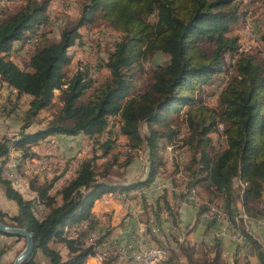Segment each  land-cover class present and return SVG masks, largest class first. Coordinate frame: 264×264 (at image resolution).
I'll return each instance as SVG.
<instances>
[{"label": "trees", "instance_id": "obj_1", "mask_svg": "<svg viewBox=\"0 0 264 264\" xmlns=\"http://www.w3.org/2000/svg\"><path fill=\"white\" fill-rule=\"evenodd\" d=\"M50 1L22 0L5 18L0 9V79L15 91L17 99L21 95L30 97L17 137L0 141V158L11 148L19 151L21 162L37 158L31 147L51 135L107 137L98 140L97 149L80 160L59 188L55 183L72 160L51 178L31 175L29 187L35 192L34 200L25 199L9 179L2 177V157L0 183L6 197L16 203L17 213L9 216L0 210V221L26 229L34 240L32 253L21 264H37V250L49 264H84L95 254L94 247L86 244L88 234L98 226L91 212L95 200L107 193L148 186L166 166V149L175 150L174 144L179 141L191 152V176L184 178L185 189L203 188L209 193L203 199L220 205L229 217L236 214L239 200L248 216L260 219L264 215V62L240 51L238 36L230 34L231 25L247 17L245 10L240 11L244 0H80L75 24L64 28L58 41L41 44L36 40L27 68L23 69L10 53L14 43H31L33 39L27 38L48 23ZM96 20L120 34L103 63L108 77L96 84L88 70L77 69L67 78L64 68L70 62L68 48L80 43L79 29ZM156 53L166 55V61L153 66L145 89L130 94L144 72L145 61ZM225 56L231 58L227 68ZM226 70L229 75L218 92V107L210 108L198 101L196 91ZM55 90H59L55 113L38 129L27 131L40 111L52 104ZM182 109V120L175 122L172 112ZM114 117L119 122L117 132L110 125ZM217 132L223 136V145L218 147L210 136ZM119 135L125 136L121 150L125 159L121 162H117L121 152H115ZM141 148L147 152L145 179L130 183L103 179L117 163L127 168ZM106 156L111 159L101 164L103 169L98 173L97 161ZM235 180L245 184L238 191L234 189ZM172 187L170 193L176 194L175 179ZM178 196L183 199L184 194ZM35 200L45 209L38 216L33 211ZM163 206L177 224L176 212L165 200ZM206 208V204L198 207L197 219ZM232 224L242 232L258 264H264L263 246L244 226ZM78 225L79 230L71 229ZM72 232L74 237L70 236ZM0 234L24 238L1 230ZM106 236L101 230L96 244L105 242ZM174 239L162 263L230 264L222 255L220 238L215 237L211 246L186 245ZM52 241L64 244L69 256L64 258L58 249L50 247ZM6 249L0 250V264H4L1 256ZM117 259V255L110 254L101 264H114ZM245 263L251 264L249 258ZM232 264H237L236 259Z\"/></svg>", "mask_w": 264, "mask_h": 264}, {"label": "rangeland", "instance_id": "obj_2", "mask_svg": "<svg viewBox=\"0 0 264 264\" xmlns=\"http://www.w3.org/2000/svg\"><path fill=\"white\" fill-rule=\"evenodd\" d=\"M21 2L22 0H0V9L4 10V15H2V17L5 18L7 15L13 13ZM80 6H81L80 0H51L47 8V15L49 17L48 23L44 27H40L38 29L39 35L36 34L34 36L27 38V39L36 38L35 43L33 44L28 43V45H25L24 41H21V44L14 43V47H13L14 49L10 53V58L15 63H17L21 68L26 69L29 54L36 45V40L38 41L39 39L40 40L39 42L41 44L44 42L50 43V42L58 41L62 30L66 27H71L75 24L79 15ZM242 10H245L247 17L245 21H242V18H240L237 22L232 24L230 27V34L238 36L240 51L249 53L253 55L255 59L264 62V39H263L264 38V0H244L241 5L240 11ZM250 31L252 33L251 35L249 34ZM79 32L81 34L80 43L77 41L73 46L68 48L70 62L64 68L66 72V77L67 78L71 77L72 74L77 69H81V70H88L90 77L95 81L96 84L103 82L108 77V70L105 67H103V63L107 59V54L113 48L114 42L120 39V34L110 29L101 20H96L91 24L82 26L79 29ZM41 33H45L44 36H40ZM166 59H167L166 55L159 53L150 56L144 63V72L137 77L136 83L133 89L131 90L130 94H134L138 91H141L142 89H145L150 83L151 80L150 73L153 66L156 65L157 63H164ZM230 61L231 58L229 56L224 57V68L225 67L227 68V66L231 63ZM228 75H229V70H226L224 73L220 75H216V77L213 80H211L208 85H203L201 90L200 91L198 90L195 93L197 100L207 105L210 108H217L218 107L217 95L220 89L225 84ZM1 89H3L2 90L3 94L1 95L0 102H2V104L5 106L10 102L9 99L10 92L7 89V87L6 89L1 87ZM2 91L0 90L1 93ZM14 94L16 95V93ZM58 95H59V90H55L52 104L47 108H44L39 113V115L35 119L36 124H33L36 125L35 127H39V124L42 123L41 121L45 120L47 117L51 118V116L55 113L58 106V100H57ZM27 96L28 95H23L18 99V101H20L19 103L22 104L23 107L28 103ZM83 99L86 100L87 96H85ZM183 112L184 109H182L179 112H172L171 115L172 117H174L175 122H179L182 120L184 116ZM22 116L23 113L20 114L17 112L16 117L18 119L21 120ZM111 124H113V130L117 132L119 127L118 118L114 117L113 119H110V125ZM185 131L186 129L184 128L183 132L185 133ZM210 136L212 137V140L216 145V147L223 145V136H221L220 132L213 133ZM106 137L107 134H103L94 139L90 138L91 141H89V143L86 146L84 144H86L87 141L85 140L83 142L81 139L80 140L67 139L60 141V143H63L64 145L63 147L64 149H61L62 153L60 154H63V152L67 153V151L70 152L69 145L72 144L73 146L76 144V145H80V149L75 153V156L78 154L82 155L83 152L89 153L88 155H90L92 149L98 147L97 146L98 140H104L106 139ZM124 142H125V136L119 135V137L117 138V143H116L117 148L115 147V152L118 151L121 152V150L124 151L122 145L124 144ZM174 146H175L174 148H176L175 150H173V148L171 147H168L166 149V152H164V156L167 160V163L158 176L159 179L163 182V184L167 185L170 188L173 179H175V182L177 183L178 186L182 187L183 185H185V181L188 180L191 176L190 171L188 170L189 167L188 165L190 163V157H191L190 150L185 145H183L181 141L175 143ZM59 148L60 146L56 145V153H57L56 155H58L59 159L55 158L56 155L55 156L46 155V158L49 161L48 164L49 169H51V166L54 167L55 165V166H59L56 167L57 171H59L60 167L63 168V166H65V164L68 163L67 161L69 160L73 161L75 159V156L67 157V155L65 154L62 155V157H60L59 156L60 154L58 153ZM11 150L13 151L12 148ZM99 153L100 150H98V154ZM122 153L123 152H121V156H118L117 162H121L125 159V156ZM111 154L113 153L111 152ZM107 159H111V157L106 156L101 159H98L97 161L98 173L103 169L101 164H103V162H105ZM5 160H7V157H5ZM147 165L148 164H147L146 149L141 148L137 152H135L134 160L127 168L118 167V163H117L115 166H113L110 169L108 176L103 179L106 181L121 182V183H130L138 180L139 178H142L141 180H143L146 178ZM18 172L20 173V171ZM53 174L54 173L52 172L51 176ZM184 178H186V180ZM169 182L171 184H169ZM240 187L241 186L239 180H235L234 189L238 191ZM163 191L162 192L158 191V192L163 193ZM114 193H118V192H114ZM114 193H108L112 195L105 197V199L107 200L106 203L109 202L110 198L114 197L113 196ZM175 195H177V197H175ZM206 195H209V193L203 190V188L199 187L198 196L202 199V198H206ZM170 196H171L170 200L173 201L172 204L174 207L176 206L175 203L176 200L179 203H182L183 201L182 199L178 198L179 197L178 193L173 195L171 194ZM102 198L103 197H101L100 199ZM114 199L116 198L114 197ZM235 205L238 207V209L241 208L239 200H237ZM194 207L197 211V207L196 206ZM36 213L38 215H41L43 213L42 209L38 210ZM200 221L203 223H207V221H202L201 219ZM244 227L249 231L250 230L255 231V229H253L250 223H247L246 225H244ZM71 234L74 235L73 232ZM25 242H26L25 238L16 239L15 236L10 237V244L4 246L5 248H7L4 253L8 254L7 255L8 258L6 256L7 262H5V264H13L14 259L24 248ZM52 243H55V247L60 252H62L63 257L65 258L67 255L65 254V251L63 249V244L57 241H54ZM237 251L239 252L238 255L237 254L235 255L238 256L236 258L237 264H246L245 263L246 259L247 258H249V260L251 259L250 256L252 255V250L250 245L246 246L244 243V245H241ZM35 252L36 253L34 258L37 264H49L48 259L41 253L40 250H37Z\"/></svg>", "mask_w": 264, "mask_h": 264}, {"label": "crops", "instance_id": "obj_3", "mask_svg": "<svg viewBox=\"0 0 264 264\" xmlns=\"http://www.w3.org/2000/svg\"><path fill=\"white\" fill-rule=\"evenodd\" d=\"M0 83L3 84V88L9 90L11 94H14L15 91H13L5 81H2L0 79ZM1 91L3 89H0ZM0 94V99L1 95ZM21 95L20 97H22ZM28 101L30 99L29 96ZM18 101V109L15 112L13 116H5V124L3 128L0 131V135L2 134H8V135H15L18 134L19 128L21 126V120L16 117L17 112L22 114L28 107V103L23 107L22 104L19 103ZM24 110V111H23ZM42 111V110H41ZM40 111V112H41ZM8 113V105H0V114H7ZM39 115V114H38ZM37 115V116H38ZM37 118V117H36ZM42 122V121H41ZM33 124H36L35 122ZM31 125L27 131H34L41 127V123L39 124V127H35L36 125ZM38 124V123H37ZM67 139H75V140H82L83 142L86 140L87 143L84 144L85 146L89 143L90 138L83 135V134H77V135H51L42 140L39 144L34 145L31 147V149L38 154L37 158L33 159H28L25 160L24 162L20 161V153L19 151H16L13 149L11 150L9 157H7V160L4 161V164H9L8 159L10 157H13L16 160V164L18 167V171H20V176L22 177V182L15 186L13 184V187L22 194V196L25 199H30L34 200L35 199V192L32 191L29 187V177L33 174H38L40 179L43 177L46 178H51L53 175L60 174L61 171L63 170L62 167L59 168V171H57L55 166H51V170H46V169H38L36 168L35 165L32 166L30 164V160H38L39 158L43 156H50L53 155L55 156L56 153V145L60 146L58 153H62L61 149H64L63 143H60V141L67 140ZM58 142V143H57ZM84 146V147H85ZM80 149V145H69V150L70 152L67 151L63 152V154H60L59 156L62 157V155H67V157H73L75 156V153ZM85 152H83L84 154ZM76 155L75 159L78 158H83L87 157L89 153H85L84 155ZM89 156V155H88ZM52 158V157H51ZM56 159H59L58 155L55 157ZM35 167V168H34ZM55 168V169H52ZM42 172V173H41ZM52 172L54 173L52 176ZM4 170L2 172V177L7 179L6 174H4ZM159 178V177H157ZM142 178H139L138 180H141ZM65 177L62 176L60 177L57 182L55 183V188H59L64 183ZM140 188V187H138ZM132 189L130 191H123V192H118L114 193V197L116 199L110 198L108 203H104L101 201V197H106V196H111L112 194H104L100 198L96 199L91 212L94 215V218L97 220L98 225L101 226L103 231L107 233V236L105 238V241L112 246V244H117L119 246H125L128 243H130L133 239H139L141 234L139 233V226L140 224L144 223L147 225H155L157 226L162 233L166 234L167 238V243L170 244V246H173L174 243V238H178L180 234L185 233L186 235V242L189 244H195L196 246H211L213 244V239L215 238V231H216V226L215 225H210L208 223H203L200 221V219H197V211L191 204L188 205L187 203H179L176 200V206L174 207L172 202L170 200L171 194L170 192H164L165 198L162 197V194L164 193H159L158 191H153L151 190L150 192L144 193L142 195L138 194L136 191L137 189ZM173 195V194H172ZM179 198V197H178ZM166 201L168 203L173 212H176V222L177 224L173 223L171 220V216L169 215V211L164 208L163 206V201ZM151 203V204H150ZM42 207V206H41ZM42 212L45 211L44 207L41 208ZM44 209V210H43ZM0 210L3 213H6L9 216L15 215L17 213V206L16 203L8 199L5 195L4 187L0 183ZM167 213V214H166ZM197 220V221H196ZM253 229L252 230H247L264 248V229L255 225L251 224ZM255 226V227H254ZM186 227V228H185ZM73 229V227L71 228ZM186 231V232H185ZM234 231V230H233ZM235 232V231H234ZM255 232V233H254ZM10 237L4 234H0V250L4 248L7 244H10ZM218 238V237H217ZM222 242V255L223 257L230 263L234 261L238 256H235L236 254L238 255L239 252L237 251L241 245L244 244H239L236 241H232L228 238H220ZM53 242V241H52ZM49 243V246L52 248H55V243ZM147 244H158L159 241L156 236L151 235L149 231L147 232ZM158 242V243H157ZM246 246H249L247 242H245ZM169 246V247H170ZM63 249L65 251V254L67 255L66 257L69 256V252L65 245L63 244ZM112 254V252H110ZM62 254V252H61ZM7 253H3L1 256V261L5 264L7 262ZM113 255V254H112ZM7 256V258H6ZM235 256V258H234ZM250 263L251 264H258L257 259L255 258L254 254L250 256ZM183 260V258H181ZM252 260V261H251ZM84 264H101L97 260L95 256H89L88 259ZM114 264H137L132 261H128L126 263H122L121 260H115ZM162 264H169V263H162Z\"/></svg>", "mask_w": 264, "mask_h": 264}, {"label": "built area", "instance_id": "obj_4", "mask_svg": "<svg viewBox=\"0 0 264 264\" xmlns=\"http://www.w3.org/2000/svg\"><path fill=\"white\" fill-rule=\"evenodd\" d=\"M252 31V30H251ZM252 34L251 32L249 33ZM33 44V43H29ZM28 45V43H26ZM3 87V84L0 83V89ZM1 94V92H0ZM10 102L8 105V113L7 116H13V114L18 109V99L17 95L11 94L9 95ZM0 105H3L2 102H0ZM13 109V110H12ZM5 114L0 115V131L3 128L5 124ZM49 119L47 117L45 120L42 121L41 126L46 122V120ZM1 134V133H0ZM17 137V134L15 135H6L2 134L0 135V141H2L4 138L13 139ZM10 154H7L6 156L2 157H9ZM2 157L0 160H2ZM81 158L74 159L71 161V163L68 166V169L64 173V177H69L72 173H74L76 166L80 162ZM30 164L35 165L37 170L38 169H46L51 170L48 167L49 161L46 158V156H43L39 158L38 160H30ZM35 168V167H34ZM4 174H6L7 179H9L12 184L17 186L22 182V177L20 176L18 169L16 168V160L13 157L9 158V164H4ZM169 184H171L169 182ZM172 191L174 188L171 185V188L167 185L163 184V182L159 178H155L148 186H143L137 189V193L142 195L144 193L153 191H163V190ZM175 191L177 193H183V203H189L191 205H194L198 207L202 204H206L207 208L206 210L202 211L200 213L199 218L202 221H214L213 225L216 226L215 231V237L218 238H228L232 241H236L239 244H244V236H240V233H234L232 230V223H239L241 226L246 225L247 223L255 224L261 228L264 229V215L260 217V219H251L250 216H248L241 208H239L236 212V214L233 217H229L224 209L218 205V204H211L210 202H207L205 199H201L198 196V190L196 187H191L189 189H185L183 186H178ZM102 202L106 203L107 200L105 197L101 199ZM42 205L39 204L38 200H35L33 211L36 216L38 214L36 213L38 210H40ZM167 214V213H166ZM80 226H74L73 230H79ZM101 228L100 225L95 227L90 231L86 238V244L92 245L95 250V256L99 262H101L103 259H105L107 256H109L112 252V254H115L118 256V260H121L122 263H126L128 261L135 262L137 264H162V262L165 260L167 255V248L170 246L169 243H167L166 234L162 233L161 230L155 226V225H147V224H140L139 226V233L141 234L139 239H133L130 243H128L125 246H119L117 244H110L108 242H103L102 244H96L97 238L101 234ZM149 230V233L151 235H154L157 237L159 243L158 244H150L147 243V233ZM70 236H75L70 235ZM178 242H184L186 240L185 233L180 234L177 238ZM174 245V243H173Z\"/></svg>", "mask_w": 264, "mask_h": 264}, {"label": "water", "instance_id": "obj_5", "mask_svg": "<svg viewBox=\"0 0 264 264\" xmlns=\"http://www.w3.org/2000/svg\"><path fill=\"white\" fill-rule=\"evenodd\" d=\"M0 230L9 234L21 235L25 238V246L14 259L13 264H21L31 253L34 248V240L26 229L4 224L0 221Z\"/></svg>", "mask_w": 264, "mask_h": 264}, {"label": "bare ground", "instance_id": "obj_6", "mask_svg": "<svg viewBox=\"0 0 264 264\" xmlns=\"http://www.w3.org/2000/svg\"><path fill=\"white\" fill-rule=\"evenodd\" d=\"M253 30H254V29H253ZM250 32H251V31H250ZM27 41H28V40H27ZM31 43H35V39H34V38H33V40L31 41ZM0 115H3V114H0ZM5 119H6V118H5ZM16 168H17V166H16ZM72 174H73V173H72ZM72 174H71V175H72ZM240 185L243 187L245 184L240 182ZM197 190H198V189H197ZM251 219H252V217H251ZM232 230L235 231V232L233 231L234 233H240V236H243V235H242V232H241L240 230H237L233 224H232ZM66 231H68V230H66ZM64 235H65V234H64ZM244 240H245V238H244Z\"/></svg>", "mask_w": 264, "mask_h": 264}]
</instances>
